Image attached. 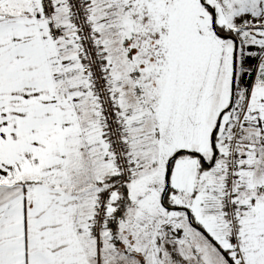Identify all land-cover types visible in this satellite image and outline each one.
<instances>
[{
    "label": "snow or ice",
    "instance_id": "obj_1",
    "mask_svg": "<svg viewBox=\"0 0 264 264\" xmlns=\"http://www.w3.org/2000/svg\"><path fill=\"white\" fill-rule=\"evenodd\" d=\"M0 264H264V0H0Z\"/></svg>",
    "mask_w": 264,
    "mask_h": 264
}]
</instances>
